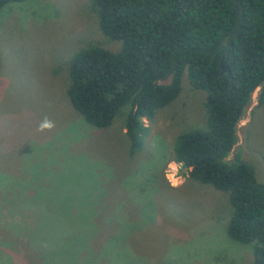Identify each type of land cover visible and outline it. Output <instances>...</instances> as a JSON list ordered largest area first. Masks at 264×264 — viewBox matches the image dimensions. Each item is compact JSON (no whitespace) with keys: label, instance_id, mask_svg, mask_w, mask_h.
<instances>
[{"label":"rangeland","instance_id":"374dc122","mask_svg":"<svg viewBox=\"0 0 264 264\" xmlns=\"http://www.w3.org/2000/svg\"><path fill=\"white\" fill-rule=\"evenodd\" d=\"M99 34L87 0H26L0 10V264H251L252 247L226 235L228 193L172 161L176 135L206 127L205 93L185 75L178 98L143 120L149 132L133 158L126 108L105 130L71 108V57L89 43L119 48ZM258 93L228 160L239 151L264 184ZM45 119L54 127L41 131ZM57 227L61 238L50 234ZM30 247L38 251L32 257Z\"/></svg>","mask_w":264,"mask_h":264},{"label":"trees","instance_id":"16d2710c","mask_svg":"<svg viewBox=\"0 0 264 264\" xmlns=\"http://www.w3.org/2000/svg\"><path fill=\"white\" fill-rule=\"evenodd\" d=\"M24 1L0 0V10ZM87 1L99 35L119 48L89 43L71 57L66 97L73 111L105 130L126 108L121 116L133 158L149 132L143 120L178 98L185 75L192 89L205 93L206 127L178 133L172 161L190 179L228 193L226 235L252 247L251 264H264V184L239 151L228 160L257 89V107L264 104V0ZM60 229L50 234L61 238ZM29 251L31 257L38 252Z\"/></svg>","mask_w":264,"mask_h":264},{"label":"clouds","instance_id":"9594fccd","mask_svg":"<svg viewBox=\"0 0 264 264\" xmlns=\"http://www.w3.org/2000/svg\"><path fill=\"white\" fill-rule=\"evenodd\" d=\"M53 127H54V125L52 124V122L47 120V119H45L40 125V130L41 131H43L45 129H49L50 130Z\"/></svg>","mask_w":264,"mask_h":264},{"label":"water","instance_id":"95a60500","mask_svg":"<svg viewBox=\"0 0 264 264\" xmlns=\"http://www.w3.org/2000/svg\"><path fill=\"white\" fill-rule=\"evenodd\" d=\"M221 68H222V66H221ZM222 73H223V71H222Z\"/></svg>","mask_w":264,"mask_h":264}]
</instances>
